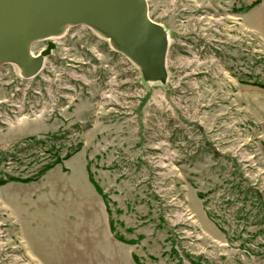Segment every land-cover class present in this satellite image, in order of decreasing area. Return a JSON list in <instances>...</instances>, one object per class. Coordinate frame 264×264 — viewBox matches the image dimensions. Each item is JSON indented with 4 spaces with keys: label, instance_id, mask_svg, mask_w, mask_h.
I'll use <instances>...</instances> for the list:
<instances>
[{
    "label": "rangeland",
    "instance_id": "374dc122",
    "mask_svg": "<svg viewBox=\"0 0 264 264\" xmlns=\"http://www.w3.org/2000/svg\"><path fill=\"white\" fill-rule=\"evenodd\" d=\"M261 1L147 0L172 31L166 88L85 25L33 78L0 67V264H264V133L244 99L264 87Z\"/></svg>",
    "mask_w": 264,
    "mask_h": 264
},
{
    "label": "water",
    "instance_id": "95a60500",
    "mask_svg": "<svg viewBox=\"0 0 264 264\" xmlns=\"http://www.w3.org/2000/svg\"><path fill=\"white\" fill-rule=\"evenodd\" d=\"M77 25L130 61L144 86L167 87L172 31L150 17L147 0H0V67L10 64L18 76L35 77L55 41ZM40 41L46 46L35 54L32 46Z\"/></svg>",
    "mask_w": 264,
    "mask_h": 264
},
{
    "label": "crops",
    "instance_id": "0c3cea01",
    "mask_svg": "<svg viewBox=\"0 0 264 264\" xmlns=\"http://www.w3.org/2000/svg\"><path fill=\"white\" fill-rule=\"evenodd\" d=\"M256 10H262V12H264V0H262L259 5L254 7L250 12H256ZM258 17H256V13H253V17L251 16L249 19L251 23H248V26L249 29L256 32L264 39V18ZM259 20L261 22H259ZM244 99L247 106L252 110L256 120L261 123L264 133V87L248 88L244 92Z\"/></svg>",
    "mask_w": 264,
    "mask_h": 264
},
{
    "label": "trees",
    "instance_id": "16d2710c",
    "mask_svg": "<svg viewBox=\"0 0 264 264\" xmlns=\"http://www.w3.org/2000/svg\"><path fill=\"white\" fill-rule=\"evenodd\" d=\"M68 156H70V154H66V156L65 157H68ZM59 161H61V159H58V157H57V159H55L54 161H52V163H47L46 165H44L43 167H42V169H40L35 175H33V176H31V177H26V178H24V179H22V178H10V180H22V181H25V182H28V181H31V180H34L35 178H37L38 176H40L41 174H43L46 170H48L49 168H51L54 164H56L57 162H59ZM90 180H91V178H90ZM7 180L6 179H0V184H2V183H4V182H6ZM92 181V180H91ZM93 182V181H92ZM94 183V182H93ZM94 185H95V183H94ZM95 188L96 189H98L97 187H96V185H95Z\"/></svg>",
    "mask_w": 264,
    "mask_h": 264
},
{
    "label": "bare ground",
    "instance_id": "6f19581e",
    "mask_svg": "<svg viewBox=\"0 0 264 264\" xmlns=\"http://www.w3.org/2000/svg\"><path fill=\"white\" fill-rule=\"evenodd\" d=\"M51 40H53V41H54V40H56V39H51Z\"/></svg>",
    "mask_w": 264,
    "mask_h": 264
}]
</instances>
